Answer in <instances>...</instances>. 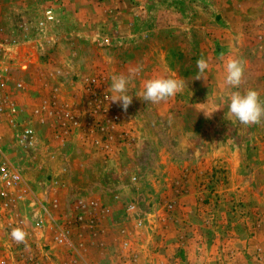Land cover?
<instances>
[{
    "label": "rangeland",
    "instance_id": "rangeland-1",
    "mask_svg": "<svg viewBox=\"0 0 264 264\" xmlns=\"http://www.w3.org/2000/svg\"><path fill=\"white\" fill-rule=\"evenodd\" d=\"M0 48L10 83L0 94L39 134L37 148L24 151L19 128L4 117L0 162L33 193L52 180L64 181L66 195L87 189L111 209L112 234L120 231L136 252L168 250L167 264H264V119L241 125L228 112L223 85L225 61L241 59L238 90L255 89L264 100V0H0ZM201 57L210 67L197 80ZM136 68L124 111L111 103L112 77ZM154 78L182 79L185 87L147 103L140 94ZM86 79L105 95L96 107H108L89 110L90 122ZM50 94L83 100V111L73 112L94 129L66 138L70 155L53 146L50 127L29 118L28 105ZM92 136L99 137L94 145L86 141ZM64 249L51 246L48 264L80 263Z\"/></svg>",
    "mask_w": 264,
    "mask_h": 264
},
{
    "label": "built area",
    "instance_id": "built-area-1",
    "mask_svg": "<svg viewBox=\"0 0 264 264\" xmlns=\"http://www.w3.org/2000/svg\"><path fill=\"white\" fill-rule=\"evenodd\" d=\"M46 18L47 20L53 19L51 11L46 13ZM13 43H16L15 40H13ZM2 52V48H0V54ZM85 81L87 87L84 90V96L88 97V103L84 106V115L87 120L88 114L90 122L93 114L89 110L93 109L92 113H96L97 109L103 114L106 113L108 107L106 98L105 105L96 107L95 103L100 102L98 99L105 95L100 96L98 94L94 79H86ZM8 84L10 83L6 78V70L0 68V91L5 90ZM13 85H16L18 89L24 88L20 84ZM50 97L40 99L36 105L33 104L34 107L28 105L30 109L29 118L33 116L38 121L39 128L50 127L54 132L51 135L52 138L57 141L59 139L60 142L65 141L77 129H82V131L85 129L87 133L93 135L94 129L92 132V128L91 130L89 128L91 123L86 121L82 125L73 112L79 108L80 112L83 111L81 107L84 105L83 100L73 103L74 99L65 102L59 101L57 94H50ZM4 99L5 97L0 94V120L7 117L14 128H19L17 129L19 133L16 139L21 149L27 152L35 150L39 144L38 130L27 120L22 121L23 110L16 106L14 102L8 103ZM87 110L86 114L85 111ZM112 119L114 122H118L117 116L114 115ZM99 126L102 127V123ZM98 138L92 136V138L88 137L86 141H90L94 145ZM135 180V178L132 179V181ZM39 201L43 204V200L37 199L30 185L19 172L0 162V264H48L50 262L49 252L51 246L54 245L58 249L74 250L73 239L81 238L82 235L78 232L74 233L75 228L83 229L86 225L90 226L92 228L90 237L92 238L95 234L100 233V229L93 230L100 224V220L96 218L95 214L103 215L108 210L103 204L90 200L75 206L76 210L73 216H65L60 218L59 221H55L47 212L49 210ZM56 204L57 201L53 200L52 205L55 206ZM168 207L172 209L173 205L169 204ZM46 215L51 223L44 219ZM135 224L138 228L141 227L142 222L137 220ZM14 228H20L27 233L26 245L17 244L11 239L10 233ZM51 232L53 233L51 239L47 241L50 236L47 234ZM123 248L128 249V243L124 242ZM137 259L134 257L132 264H137Z\"/></svg>",
    "mask_w": 264,
    "mask_h": 264
},
{
    "label": "crops",
    "instance_id": "crops-1",
    "mask_svg": "<svg viewBox=\"0 0 264 264\" xmlns=\"http://www.w3.org/2000/svg\"><path fill=\"white\" fill-rule=\"evenodd\" d=\"M49 139L52 143L54 142L58 147H61V151L64 154L70 155L71 152H74L67 151L70 148L64 145L67 143L66 140L60 142L59 139L57 141L52 137ZM82 146L84 145L82 144ZM60 152L58 151V153ZM62 174L63 172H60V175ZM64 185V181L61 182L60 180H52L49 183H41V185L37 187L38 190L35 192L37 199L43 200V204L42 202H39L46 207L47 210H49L47 212L50 216H52L53 220L59 221L60 218H64L65 216H73L76 210L75 206L81 202L90 200L97 201L108 209L103 215H100L99 213L95 214L96 218H99L100 224L93 230L96 231L100 229L101 232L95 234L93 238L90 237L92 228L88 225L84 228L82 227L83 229L75 228L73 230L74 233L78 232L82 234L81 238L73 239L72 243L74 245V251H71V253H75L77 259L81 260L79 264H132L134 257L138 258L137 264H165V259L167 264V259L170 258L168 250L165 252L164 249H160L158 250V253H152V249V251L144 249L136 252L135 250L130 249V247H128V249L122 248L123 242H126L127 239H125V235H122L117 229L114 234L110 232L108 224L113 223L114 216L110 213L111 209L106 207L104 199L96 197L97 195L94 193H88L87 189L81 187L77 188L73 195H66V187ZM53 200L57 201L55 206L52 205ZM44 219L48 223H51L49 222L47 215ZM52 234V232L47 234L50 235L47 238V241L51 239ZM167 243L168 241L165 240L164 243H161V246L167 245ZM79 244H81V247H79ZM63 251L69 252L66 249Z\"/></svg>",
    "mask_w": 264,
    "mask_h": 264
},
{
    "label": "clouds",
    "instance_id": "clouds-1",
    "mask_svg": "<svg viewBox=\"0 0 264 264\" xmlns=\"http://www.w3.org/2000/svg\"><path fill=\"white\" fill-rule=\"evenodd\" d=\"M208 61L201 57L196 60L197 80L209 69ZM139 68L131 69L129 75H118L112 77L111 91L113 96L111 103H120L122 109L127 111L132 103V96L126 94L128 85L132 82ZM244 63L241 59L229 58L223 66V85L228 95V112L241 125L251 127L257 125L264 119V100H261L260 93L255 89L240 91L244 83ZM185 82L176 78H154L144 81L143 92L140 94L142 100L158 104L174 97L183 91ZM11 239L17 244H25L27 233L20 228H14L10 233Z\"/></svg>",
    "mask_w": 264,
    "mask_h": 264
}]
</instances>
